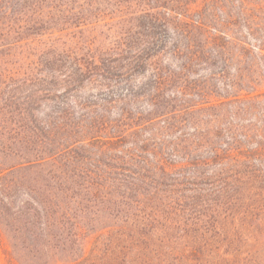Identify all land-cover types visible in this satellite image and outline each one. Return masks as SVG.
I'll list each match as a JSON object with an SVG mask.
<instances>
[{
	"label": "trees",
	"instance_id": "obj_1",
	"mask_svg": "<svg viewBox=\"0 0 264 264\" xmlns=\"http://www.w3.org/2000/svg\"><path fill=\"white\" fill-rule=\"evenodd\" d=\"M80 1L93 0H0L1 255L74 264L86 234L106 226L107 264H166L176 246L220 235L250 183L264 186L262 129L225 124L233 111L260 112L264 79L236 72L230 86L243 87L223 100L199 81L173 86L230 47L252 51L218 28L211 7H154L136 18L138 37L99 40ZM47 10L78 19L85 39L56 37L39 20ZM167 24L185 33L170 46L155 36ZM167 53L181 58L177 70L163 65ZM136 73L147 74L140 86Z\"/></svg>",
	"mask_w": 264,
	"mask_h": 264
},
{
	"label": "rangeland",
	"instance_id": "obj_2",
	"mask_svg": "<svg viewBox=\"0 0 264 264\" xmlns=\"http://www.w3.org/2000/svg\"><path fill=\"white\" fill-rule=\"evenodd\" d=\"M77 4L84 5L82 11L85 16L87 14V19L83 24L91 29L89 38L99 40L119 37L124 31H127L128 35L133 38L138 37L139 28L134 27L137 24L136 18H146L148 12L154 7L163 12L167 6H170L173 11L187 12V14H194L204 7L206 9L211 7L213 11L209 18L213 17L216 20L218 28L229 35L232 42L248 43L252 51L245 55L238 51L237 46L230 47L227 53L219 57L216 64L198 67L193 72H189L187 78L176 80L173 86H177L178 82L181 83V86H193V82L199 81L200 83L197 82L198 86L212 90L213 99L223 100L227 96V92L232 91V88L243 87L230 86L236 72L260 74L264 79V51L257 50L259 46L264 49V0H93L87 3L80 1ZM77 11L79 12L80 9ZM42 16L39 20L46 23L48 30L61 31L56 37H65L64 39L70 37L73 38V41L84 38L80 33H77L78 19L66 15L59 19L48 10L44 11ZM143 23L146 25L147 21ZM184 34L182 29H177L172 24L161 26L155 32V36L167 42L168 46L177 40H182ZM162 61L164 66L170 67V70H177L181 58L177 59L167 53L163 54ZM211 75L213 78L210 77ZM146 77V73H136L130 79L134 86H140ZM210 78L213 80H210L208 84L202 83ZM258 87L264 94V86ZM84 90V95H95L97 91L95 85L87 83H85ZM138 106L142 110L147 108L145 102H139ZM230 115L225 122L226 125L231 124L233 128L237 129L250 128L251 124H255L264 133V96L261 97L260 112L246 114L233 111ZM249 186L250 196L241 198L233 211L234 215H228L230 217L221 226L220 235L218 234L215 238L208 236L204 242L198 241L194 247H191L194 244L190 242L176 246L174 254L169 256L174 259L166 264H253V261L264 262V186L253 184V182ZM103 227L106 226L95 227L86 234L82 246L83 253H80L81 258L74 264L109 263L106 261L108 256L104 254L108 247L106 238L98 234V231ZM0 264H5L1 251Z\"/></svg>",
	"mask_w": 264,
	"mask_h": 264
}]
</instances>
